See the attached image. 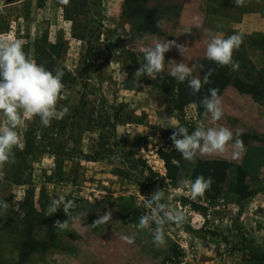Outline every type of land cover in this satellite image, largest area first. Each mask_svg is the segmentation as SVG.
Here are the masks:
<instances>
[{
    "label": "rangeland",
    "instance_id": "1",
    "mask_svg": "<svg viewBox=\"0 0 264 264\" xmlns=\"http://www.w3.org/2000/svg\"><path fill=\"white\" fill-rule=\"evenodd\" d=\"M139 2L137 14H146ZM126 19L139 29L140 21ZM127 36L105 20L102 0H0V37L21 40L29 58L65 73L58 118L48 127L38 116L24 118L16 129L22 150L14 149L15 163L0 166V200L8 202L0 211V264H264V36L243 33L233 52L242 61L230 69L261 84L262 97L230 84L219 121L184 104L170 74L135 78L146 61L124 47ZM191 70L200 80L201 63ZM177 124L189 133L200 124L242 133V158H232L239 149L229 142L223 153L185 160L171 140ZM198 176L211 177V188L195 201L174 196L170 204L185 220L167 223L165 245L155 246L152 232L137 227L149 214L142 202ZM60 195L74 207L49 216ZM106 212L109 221L95 223ZM65 221L67 229L56 227Z\"/></svg>",
    "mask_w": 264,
    "mask_h": 264
},
{
    "label": "clouds",
    "instance_id": "2",
    "mask_svg": "<svg viewBox=\"0 0 264 264\" xmlns=\"http://www.w3.org/2000/svg\"><path fill=\"white\" fill-rule=\"evenodd\" d=\"M60 5L67 6L70 0H58ZM236 6H244L246 0H233ZM243 42V33H234L227 38L212 36L207 44L205 58L215 62L218 66H230L233 70H238V62L233 60L234 50L239 49ZM174 42L156 43L154 47L143 49L145 64L135 72V78L148 75L155 78L154 74H159L164 70L165 53L169 51ZM183 54L184 47L177 45ZM62 68L53 70L47 69L42 64H38L27 56L23 49V43L19 39L0 37V117L6 119L7 126L0 128V166L15 163V148L22 150L20 136L17 128L24 123V118L32 119L38 116L44 127H48L54 118H58L56 105L59 94L64 85ZM170 75L178 82L188 81V87L193 93L200 91L202 82L192 77L190 66L181 62L171 69ZM205 77L203 83H207ZM205 109V114L211 117L212 121H219L224 110L221 106V99L217 89H209V95L201 100ZM171 136L175 150L189 161H194L197 152L200 153H223L229 142H232L235 149L233 159H240L243 155V141L239 139L242 133H236L227 128L207 127L198 125L191 133L188 129L180 125ZM213 180L211 177L198 176L195 180H185L176 189L174 194L166 195L164 191H154L149 199L142 202V206L149 210V214L140 217L138 230H149L152 232V243L157 247L165 245L164 226L167 223L181 225L185 220L183 211L175 209L170 204L174 196H188L195 201L198 197L203 198L205 192L211 188ZM167 201V202H162ZM8 207V202L0 200V211ZM74 204L65 202L63 195L52 199L49 206L48 215L63 209L67 215ZM110 214L106 212L100 216L95 223H107ZM155 224V229L152 225ZM56 227L65 230L69 227L67 221L56 223ZM123 239L131 244L134 243V236H125Z\"/></svg>",
    "mask_w": 264,
    "mask_h": 264
},
{
    "label": "crops",
    "instance_id": "3",
    "mask_svg": "<svg viewBox=\"0 0 264 264\" xmlns=\"http://www.w3.org/2000/svg\"><path fill=\"white\" fill-rule=\"evenodd\" d=\"M228 1L231 2V0L166 2L147 0L145 9L152 17L151 28H147L144 15L131 11L128 6L129 0H102V8L107 22L114 25L118 23L128 33L123 43L130 51L143 53V49L154 47L156 43L174 42L164 54L163 71L170 74L177 63L183 62L194 69L196 62L201 63V60L206 59L207 44L212 36L226 38L231 31L264 36V10L261 1L256 0L260 4L256 8L247 7L249 0H246L244 6L239 7L232 6L231 3L230 7L227 5ZM160 3H164L165 8ZM126 17L133 18L137 24L140 21L139 29ZM177 45L184 47L183 54ZM228 86L219 96L221 101L227 93Z\"/></svg>",
    "mask_w": 264,
    "mask_h": 264
},
{
    "label": "trees",
    "instance_id": "4",
    "mask_svg": "<svg viewBox=\"0 0 264 264\" xmlns=\"http://www.w3.org/2000/svg\"><path fill=\"white\" fill-rule=\"evenodd\" d=\"M147 0H142V2H146ZM128 6L130 7L131 11L134 13L140 12L142 9H140V2L139 0H129ZM140 9V10H138ZM144 11V10H143ZM146 14L143 12L142 15L145 16V19L147 20L146 23H152V17L149 15L148 11H145ZM141 14V13H139ZM260 35V34H257ZM235 61L238 62V64L241 63V56L236 57ZM202 70L201 74L202 77L200 81L202 82V87L200 88V91L197 93H193L192 90L188 87V81L186 80L184 83H178L172 76H169V78H173L175 82V86L178 87V95L180 98L184 100V104L188 103H194L199 111V114L203 116L205 114V109L201 104V100L209 95V89H217L218 90V96L221 95V93L225 90V88L233 84L239 91L251 93L255 98L262 97V87L261 84L257 83L256 80L251 79L250 83H247L240 78H234L233 74L230 73V66H218L215 62L210 61L208 59L201 60ZM205 77H207L208 82L203 83ZM246 239V237H244Z\"/></svg>",
    "mask_w": 264,
    "mask_h": 264
}]
</instances>
